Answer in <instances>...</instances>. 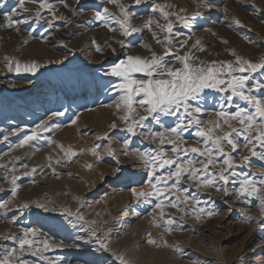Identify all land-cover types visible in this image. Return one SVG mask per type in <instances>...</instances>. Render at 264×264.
<instances>
[{
	"label": "rangeland",
	"instance_id": "rangeland-1",
	"mask_svg": "<svg viewBox=\"0 0 264 264\" xmlns=\"http://www.w3.org/2000/svg\"><path fill=\"white\" fill-rule=\"evenodd\" d=\"M48 2L51 10L40 9L39 0H25L30 11L14 19L26 22L7 27L4 14L18 0H0V203L6 204L0 208V260L7 251L17 249L13 264H120L114 252L129 264H264V212L255 196L238 198L236 194L243 174L259 182L264 159L252 155V145L245 147L243 137L236 138L235 151L225 142L222 146L234 165L229 172L237 175H230L227 185L217 179L221 188L217 191L201 181L221 171L224 157L213 153L217 163L205 172L199 162L207 160V154L190 151L206 147L205 138L197 135V120L206 130L215 122L231 131L218 113L235 112L237 105L254 111L251 105L233 95L226 84L205 88L188 101L191 115L180 107L169 114L155 113L153 118L145 111L147 105L134 104L136 115L128 123L132 118L139 123L134 132H128V123L120 118L129 115L128 110L122 104L117 107L124 95L122 80L108 74L126 56L164 54V44L153 38V30L161 40L166 33L156 23L152 30L143 27L149 19L165 23L159 12L152 11L155 4L168 5L165 10L177 14L169 18L174 25L175 55L190 53L202 66H212V61L235 65L236 56L260 62L264 58V0H144L140 5L122 0L131 5V23L141 28L127 37L115 23L109 22L117 29L113 31L96 18L104 8L119 15L118 6L107 0ZM178 17H191L190 26L184 27ZM97 45L102 51H96ZM175 55L165 59L170 67L181 68ZM5 56L21 64L34 60L41 67L34 75L17 73L14 64L9 71ZM233 75L248 76L245 92L251 89L252 95L264 98V89L255 88L257 83L264 84V69ZM134 78L147 79L142 73ZM219 78L227 81L231 76ZM56 112L63 115H53ZM141 116L147 118L140 121ZM45 122L47 130L38 128ZM230 122L240 127L235 120ZM112 123L117 125L115 129L110 127ZM178 125L180 135L173 141L175 134L167 130ZM34 130L37 138L20 146ZM215 131L222 135L219 129ZM175 146H179L178 152L172 151ZM68 149L77 155H66ZM255 150L264 152L259 145ZM140 153L147 155L142 158ZM148 156L157 158L155 166L145 163ZM168 158L174 163L159 167ZM189 160L201 169L199 180L190 179L187 172L179 180L169 176L179 166L188 168ZM149 181L163 195L152 190ZM133 189L151 194L135 197ZM170 200L178 207L168 206ZM161 201L165 219L175 221L171 231H165L160 209L155 208ZM37 203L48 210L38 208ZM75 214L83 219L77 220ZM245 216L252 219L246 221ZM27 229L35 230L34 236H28L35 244L21 253L19 241L11 237L22 238ZM93 231L108 245L107 251L99 249ZM148 233L155 245L148 243ZM44 240L52 246L45 249ZM36 249L40 251L33 255Z\"/></svg>",
	"mask_w": 264,
	"mask_h": 264
},
{
	"label": "snow or ice",
	"instance_id": "snow-or-ice-1",
	"mask_svg": "<svg viewBox=\"0 0 264 264\" xmlns=\"http://www.w3.org/2000/svg\"><path fill=\"white\" fill-rule=\"evenodd\" d=\"M35 2V0H34ZM108 3L116 4L119 8V15L112 13L109 11L108 8H104L103 12H97L96 18L104 23L106 27H109L110 30H117L112 29L109 22H113L118 25V30L121 34L125 37L131 36L133 33H136L141 30L140 26H135L131 23L132 19L134 18V13H132L129 9L131 5H125L122 0H107ZM40 9L47 8L49 10L52 9V5L48 2V0H39ZM144 3V0H133L134 5H140ZM208 6V5H202ZM170 6L162 5V4H155L152 8L153 12H159L160 15L165 20L164 24H159L157 21H153L149 19L145 22L143 27H147L150 30L151 25L156 23L157 28L165 32L166 35L161 40L160 38L156 37L155 30H153V38L157 40V43L164 44V54L158 56L155 52L152 53L151 58H144L140 56H126L124 60H121L118 64L112 67L110 73L111 76L121 78L122 83L120 84V89L123 91L124 95L121 97V103L117 104V107H121V104L124 108L128 110L129 115H123L120 118L128 123L130 117H134L136 115L135 109L133 107L134 104L143 107L147 105L145 111L147 112L148 116H153L158 112H162L164 114H169L173 111V109H179L183 107L185 112L191 115L189 111L190 105L188 103L189 100H194L203 89L205 88H217L220 85L227 86V89H230L232 94L235 96H239L242 100L246 101L248 104L251 105L254 111H249L246 108H242L239 105L236 106V111L232 113H226L221 111L218 113L220 117L224 118V123L227 124L228 128L231 131L226 130L222 127L219 123L213 122V128L211 129H204L203 127L199 126V121H196L198 131L197 135L200 137L205 138L206 147L203 151L199 148H191V152H198L201 156L207 154L208 159L205 161H200L201 165L203 166V170L207 172L209 165H215L217 161L212 158L213 153L219 154L220 156L224 157L222 164L223 167L219 173L213 174L211 177L206 176L201 183L204 187H216L217 191H220L221 188L217 186V179L223 181L224 185H227L229 182V177L237 175L235 172H229L230 169H233V161L229 153L224 151V147L222 146L225 142L228 146L235 151L238 147L236 143L237 137H243L245 142V147L252 145L250 151L252 152L253 156H259L261 159H264V152L257 153L255 150L256 145H259L261 149H264V98H260L251 94V89L248 92H245V88L247 86V81L249 79L248 76H237L233 75L234 72L240 73H255L259 70L264 69V58L261 59L260 62H252L250 60L244 59L240 56H236L235 52H232L233 56H236L235 65L232 64L230 61H212V66H202L203 62L198 60H193L190 53L185 54L184 56L175 55L172 49L175 47L172 45L173 39V21L169 18L172 16L177 15L171 11H166L165 9ZM40 9L36 10L37 18H40ZM30 11L28 8L25 7V0H18V4L15 7H12L10 12L5 13V19L7 21V27H13L15 25H19L22 22L14 19L15 16L19 15L20 13ZM183 11V9L181 10ZM53 17L55 18V13L53 12ZM183 21L184 27H189V20L191 17H178ZM235 23L239 24L240 21L236 20ZM51 26V21L49 22ZM18 30V29H17ZM27 41H25L26 43ZM95 43V41H93ZM118 43L123 46V41H118ZM187 43V41L181 42ZM199 42L197 41V44ZM227 43V41H224ZM147 47V46H146ZM195 47V45H193ZM150 50V49H149ZM203 51V49H199ZM96 51H102V49L97 45ZM115 53V49H112ZM175 55V60L179 61L182 64L181 68H174L170 67L165 59L168 56ZM9 71L13 70V64L15 65L14 70L19 72H26L35 74L41 65L36 61H30L24 64H21L19 60H14L8 56L4 58ZM217 63H219V67H217ZM142 73L147 79H136L134 78V74ZM231 76L230 80H224L219 77L222 75ZM257 91L260 89H264V84L257 83L255 85ZM224 91V88L220 89ZM140 96V100H135V97ZM231 99V98H229ZM200 109L197 108L195 111H199ZM55 116L63 115L62 112L53 113ZM146 116H141L140 121L145 120ZM235 120L240 127L235 128L232 126L231 122ZM75 123V120L72 121ZM192 121H189L191 123ZM139 123L134 118L131 119V123H128L127 131L134 132L135 126ZM55 127V125H53ZM111 128L115 129L117 125L112 123L110 125ZM38 128L41 129H48L47 123H42L38 125ZM216 129H219V132L222 135L216 134ZM180 125L177 127H173L168 129L167 131L174 133L175 136L173 137V141L176 137L180 135ZM255 132V135L252 133ZM107 137V133L105 134V138ZM37 138V133L34 130L32 136L25 137L23 141H21L20 146L27 143L30 140H34ZM51 142V141H50ZM161 142H163L161 140ZM125 143V154H127V144L128 141H124ZM210 144V146H208ZM63 149V145L60 146ZM179 146H175L172 148L173 152H178ZM93 154L96 153V149L93 148L91 150ZM66 155H77V153L72 152L71 149L65 153ZM141 157H145L147 154L140 153ZM244 161L248 160V157H243ZM157 158L154 156H148L145 160L146 164H151L153 166L156 165ZM174 161L171 158L164 159L160 161L159 167H164L165 164H172ZM194 162L192 160L188 161V168H184L183 166L177 167L176 171L170 173L169 176H175L177 180L181 178V176L187 172L188 177L190 179H200V172L201 169H197L193 167ZM228 173V174H226ZM153 172H149V176H152ZM261 179L257 182L256 179L252 178L248 174H243L242 178L238 181V187L236 188L237 197H251L255 196L260 203L261 211L264 212V172L259 173ZM15 184V178L12 181ZM150 188L157 192L159 195H163V191L156 187L155 184H152L149 181ZM175 187V185H173ZM225 194H227V189H224ZM132 194L135 197H148L151 192L150 191H140L137 192L135 189L132 190ZM12 195H16V189H12ZM187 198H185V201ZM163 202L157 203L155 205L156 209H160V218L164 220V227L165 231H171V225L175 223L174 219H165V213L162 207ZM38 208H44L46 211L48 210L45 205L37 203L36 205ZM168 206L171 207H178V205L173 202L169 201ZM6 204L0 203V208H5ZM23 207L27 208L28 205L24 204ZM68 215H74L70 210H66ZM203 211V210H201ZM77 220H82L83 217L79 214H75ZM208 215H212L211 212ZM251 217L245 216V220H251ZM154 226L159 227V225L155 224V220L153 221ZM35 235V230L27 229L23 232V237L12 236L13 240L19 241V251L22 253L27 246L28 249H32L35 241L28 239L29 234ZM92 236L96 237L95 243L99 245V249L102 251L108 250V245L105 243L103 239H101L95 231L91 233ZM149 244H156V241L151 238V233H148ZM45 249L51 247L52 245L49 244L47 240L43 241ZM166 245V242H165ZM40 249H36L32 252L33 255H36ZM179 251V248H177ZM17 249H12L7 251L4 255V258L0 260V264H13V257H16ZM113 256L116 257L120 261V264H129V262L125 259L122 254L112 253ZM18 264H26L24 261H18Z\"/></svg>",
	"mask_w": 264,
	"mask_h": 264
}]
</instances>
